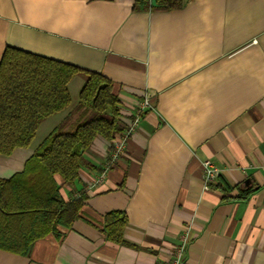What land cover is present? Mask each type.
Segmentation results:
<instances>
[{
    "label": "crops",
    "instance_id": "obj_1",
    "mask_svg": "<svg viewBox=\"0 0 264 264\" xmlns=\"http://www.w3.org/2000/svg\"><path fill=\"white\" fill-rule=\"evenodd\" d=\"M183 1L136 10L135 0H0V61L10 45L103 72L125 129L149 103L99 182L111 153L102 136L73 184L57 177L65 200L86 193L81 217L29 255L0 249V264H163L184 237V264H264V0ZM84 84L70 81V106L42 120L30 146L0 153V179L75 120ZM205 159L220 170L208 189ZM111 210L128 216L123 243L103 231Z\"/></svg>",
    "mask_w": 264,
    "mask_h": 264
},
{
    "label": "trees",
    "instance_id": "obj_2",
    "mask_svg": "<svg viewBox=\"0 0 264 264\" xmlns=\"http://www.w3.org/2000/svg\"><path fill=\"white\" fill-rule=\"evenodd\" d=\"M183 0H135L134 9L173 10ZM82 75L74 121L68 116L38 145L23 171L0 179V249L29 255L36 241L81 217L87 199L81 190L69 200L61 184H73L89 165L85 152L98 136L112 141L125 130L122 102L114 81L103 72L35 54L14 46L0 61V153L32 144L39 124L68 108L70 81ZM73 115V114H72ZM69 124V125H68ZM128 216L123 210L104 215L108 240L123 243Z\"/></svg>",
    "mask_w": 264,
    "mask_h": 264
},
{
    "label": "built area",
    "instance_id": "obj_3",
    "mask_svg": "<svg viewBox=\"0 0 264 264\" xmlns=\"http://www.w3.org/2000/svg\"><path fill=\"white\" fill-rule=\"evenodd\" d=\"M149 103L148 101L142 100L138 102V104L135 106V112L133 116V120L131 121L130 125L124 130V132L118 136H116L112 141L110 145L111 153L108 161L105 163L102 171L99 174V178H97V182H99L108 172V170L111 168L112 163L120 156V154L123 152L128 137L137 129L139 126V123L142 119L144 110L148 107ZM203 175H204V185L205 188H211L217 181L220 176V170L219 168L213 163L210 159H205L203 162ZM188 241L184 237L179 243L169 259L163 263V264H184V254L186 251Z\"/></svg>",
    "mask_w": 264,
    "mask_h": 264
},
{
    "label": "rangeland",
    "instance_id": "obj_4",
    "mask_svg": "<svg viewBox=\"0 0 264 264\" xmlns=\"http://www.w3.org/2000/svg\"><path fill=\"white\" fill-rule=\"evenodd\" d=\"M76 114V113H75ZM77 115V114H76Z\"/></svg>",
    "mask_w": 264,
    "mask_h": 264
}]
</instances>
